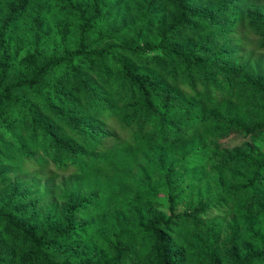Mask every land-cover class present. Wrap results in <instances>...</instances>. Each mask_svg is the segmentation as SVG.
Listing matches in <instances>:
<instances>
[{
  "label": "trees",
  "instance_id": "16d2710c",
  "mask_svg": "<svg viewBox=\"0 0 264 264\" xmlns=\"http://www.w3.org/2000/svg\"><path fill=\"white\" fill-rule=\"evenodd\" d=\"M259 139L264 0H0V264H264Z\"/></svg>",
  "mask_w": 264,
  "mask_h": 264
},
{
  "label": "rangeland",
  "instance_id": "374dc122",
  "mask_svg": "<svg viewBox=\"0 0 264 264\" xmlns=\"http://www.w3.org/2000/svg\"><path fill=\"white\" fill-rule=\"evenodd\" d=\"M243 137L242 136H238V135H232L231 137L223 140L222 145L226 146V147H232L234 145H238L239 143H241L243 141ZM258 145L262 148V150H264V139H259ZM61 181L58 180L57 183H60ZM64 182H68V181H64ZM42 187H46L49 189V183L46 182V180H42ZM229 215L225 214L224 211H211L210 213H208L207 215V219H217L220 221H226L229 219ZM206 219V221H207Z\"/></svg>",
  "mask_w": 264,
  "mask_h": 264
}]
</instances>
